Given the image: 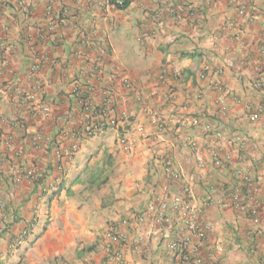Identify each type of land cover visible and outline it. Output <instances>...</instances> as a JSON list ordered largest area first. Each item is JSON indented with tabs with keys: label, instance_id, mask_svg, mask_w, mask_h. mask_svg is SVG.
<instances>
[{
	"label": "crops",
	"instance_id": "1",
	"mask_svg": "<svg viewBox=\"0 0 264 264\" xmlns=\"http://www.w3.org/2000/svg\"><path fill=\"white\" fill-rule=\"evenodd\" d=\"M108 1L0 0V264H116L105 249L113 224L128 235L126 264H172L170 241L199 264H264V113L249 120L264 100V0L243 10L230 0ZM104 92L117 126L84 139L56 174L55 150L86 120L78 97L98 112ZM177 108L218 136L177 130ZM157 114L168 131L152 123ZM31 169L38 181L19 179ZM239 171L259 187L258 223L225 201L241 188ZM183 185L193 236L170 208ZM160 202L164 220L146 212Z\"/></svg>",
	"mask_w": 264,
	"mask_h": 264
},
{
	"label": "built area",
	"instance_id": "2",
	"mask_svg": "<svg viewBox=\"0 0 264 264\" xmlns=\"http://www.w3.org/2000/svg\"><path fill=\"white\" fill-rule=\"evenodd\" d=\"M233 2H238L239 5L242 7L241 10L245 9L244 4H248L249 1L253 0H230ZM248 1V2H247ZM114 3L118 7L123 6V0H115ZM184 12V9H179V13ZM142 37L144 39H150L147 33L143 34ZM101 55H105V50H99ZM203 77V76H201ZM123 86L128 89L132 90V83L129 81L128 78L122 77ZM71 91L73 94L79 95V85L78 83H74L71 87ZM105 95V105L102 106L99 110V114H97L95 108L92 106L89 100L84 99L83 97H78L77 104L79 108L85 114V122L83 128L80 132H67L64 134L65 139H68L70 143L63 149H56L54 152V156L56 158L54 172L56 174L61 175L65 171V164L72 160V157L75 153H77L80 149L81 143L84 139L95 137L97 134L110 129L114 128L117 121L108 117L107 112L110 110V103H111V96L107 93H103ZM168 98V97H167ZM170 98V97H169ZM170 100V99H169ZM173 100V97H171ZM264 113V100L261 104L254 107L253 113L250 114L249 120L255 121L260 114ZM173 116V122L176 126V129L179 131H187L189 127L200 129L203 134L209 135L213 130L211 124L208 122H201L197 117H187V114L182 112L179 108L175 109V114ZM120 121L129 120V116L124 113L120 116ZM152 123L157 126L160 132L168 131L171 127L169 126L167 117L165 115H152L151 116ZM117 126V125H116ZM214 136H218L217 133L212 132ZM189 145L191 147H195L196 144L190 138H187ZM119 143L125 147L133 146L132 142H128V140L123 137L119 138ZM129 148V147H127ZM210 156L212 158L213 164L215 166L220 165V155L219 152L215 149H211L209 151ZM163 170L166 174H168L173 180H180L181 175L177 172H174L171 167V162L169 160L162 161ZM238 175L241 179V188L236 189L231 192H225L227 195V201L235 210L239 211L241 214L249 218L254 223L259 222V211L255 204L256 195L259 192V187L256 184V181L250 177L247 172L239 171ZM19 179H23L26 181H38L37 175L34 169L27 170L23 172ZM57 177L53 179V181L49 184L47 188L40 189V193L45 192V190H52L54 188V183H57ZM244 192V193H243ZM189 195V189L185 185H183L180 189V192L174 196L172 199V203L170 204V208L177 213L180 218L185 221L187 231L193 236L194 234H199L198 227L196 225V212L193 210L191 204L187 200ZM168 208V205L164 202H160L157 204H149L147 206V214L151 215L152 217L156 218L157 220H164L165 219V212ZM40 209L37 207L34 211V215H39ZM27 235V232L24 231L20 234L18 241L16 243L20 244L23 241V238ZM264 237V236H263ZM106 252L110 260H113L116 264H126L125 261V247L128 245V235L121 229L120 225H111L106 234ZM168 251L173 256V263L172 264H199L200 261L197 258H193L190 255L186 254L184 251L183 246L176 241H170L167 244Z\"/></svg>",
	"mask_w": 264,
	"mask_h": 264
},
{
	"label": "trees",
	"instance_id": "3",
	"mask_svg": "<svg viewBox=\"0 0 264 264\" xmlns=\"http://www.w3.org/2000/svg\"><path fill=\"white\" fill-rule=\"evenodd\" d=\"M110 3H112V4L116 7V4L113 3V1H111ZM127 5H128V2L125 1V0H123V6H122V7H118V6H117V7L123 9V8H125ZM203 73H206V71L203 72ZM95 110H96V109H95ZM96 112H97V111H96ZM99 113H100V112L98 111L97 114L100 115ZM174 114H175V112L173 111V114H172V115H173V118H174V116H175ZM171 120H172V119H171ZM167 122H168V121H167ZM169 125H170V124H169ZM174 126H175V125H174ZM175 127H176V126H175ZM190 128H191V127H190Z\"/></svg>",
	"mask_w": 264,
	"mask_h": 264
},
{
	"label": "clouds",
	"instance_id": "4",
	"mask_svg": "<svg viewBox=\"0 0 264 264\" xmlns=\"http://www.w3.org/2000/svg\"><path fill=\"white\" fill-rule=\"evenodd\" d=\"M111 1H113V3H114L115 0H109V1H108V3L110 4V6L116 8V9H121V8H118L117 6L115 7L112 3H110Z\"/></svg>",
	"mask_w": 264,
	"mask_h": 264
},
{
	"label": "rangeland",
	"instance_id": "5",
	"mask_svg": "<svg viewBox=\"0 0 264 264\" xmlns=\"http://www.w3.org/2000/svg\"><path fill=\"white\" fill-rule=\"evenodd\" d=\"M127 147L131 148L130 146H127Z\"/></svg>",
	"mask_w": 264,
	"mask_h": 264
}]
</instances>
